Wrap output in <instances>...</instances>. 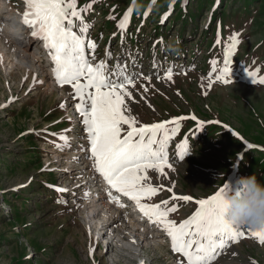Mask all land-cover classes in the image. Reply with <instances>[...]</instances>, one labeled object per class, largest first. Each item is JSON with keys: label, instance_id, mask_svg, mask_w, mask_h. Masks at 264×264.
I'll use <instances>...</instances> for the list:
<instances>
[{"label": "rangeland", "instance_id": "rangeland-1", "mask_svg": "<svg viewBox=\"0 0 264 264\" xmlns=\"http://www.w3.org/2000/svg\"><path fill=\"white\" fill-rule=\"evenodd\" d=\"M169 2L134 0L123 33L117 25L133 0H78L77 6L97 5L91 35L87 33L97 44L94 63L106 60L110 68L126 63L130 74L152 76L150 83L140 79L135 89L130 87L132 96L125 98L130 114L139 121L137 126L196 117V121L181 120L180 130L167 146L175 171L166 169L168 175L163 177L149 170L153 185L163 184L165 190L145 202L168 199L169 206L177 207L169 218L179 223L198 206L172 201L168 186H174L176 195H191L195 200L214 194L224 183L235 191L241 177L256 175L264 183V85L255 84L248 75L253 71L264 78V0H176L174 13L162 22ZM23 6L24 0H0V13L7 18L5 25L12 26L9 29L14 30L17 9ZM6 29L0 26L7 43H0V264H178L180 258L162 227L142 221L139 228L149 236L135 233L126 222L133 225L129 218H134L127 208L111 202L118 215L113 226L119 224L123 238L115 231L107 235L97 220L90 225L86 211L93 195L90 186L105 196L109 186L100 182L102 177L83 150L88 139L74 106L78 101L70 95L69 85L56 82L54 65L39 56V42L27 34L14 39ZM234 33H240L241 43L232 57V82L215 81L209 88V78L214 80L211 61L222 67L225 47ZM28 40L27 58L12 53ZM106 50L112 53L110 59ZM168 68L173 69L174 82L156 79L157 72L162 76ZM185 138L189 154L181 161L175 144ZM74 149L77 152L69 154ZM235 167L237 177L229 182ZM56 187L67 191L58 192ZM112 191L120 202L126 198ZM113 215L102 217L105 227ZM90 245L95 249L92 254ZM253 262L264 264V246L246 234L218 252L213 264Z\"/></svg>", "mask_w": 264, "mask_h": 264}, {"label": "snow or ice", "instance_id": "snow-or-ice-1", "mask_svg": "<svg viewBox=\"0 0 264 264\" xmlns=\"http://www.w3.org/2000/svg\"><path fill=\"white\" fill-rule=\"evenodd\" d=\"M24 3V25L32 29V37L44 42L54 65L52 71L58 85H69L70 95L78 101L74 106L82 117L88 139V146L83 150L92 161L95 173L109 186L108 200L120 208L125 207L120 202V196L113 195L112 190H115L134 201L139 211L151 223L159 224L170 237L171 250L180 258L178 264H213L218 252L239 242L246 234L264 246V231H256L247 226L237 227L226 218L224 197L230 192L228 183L219 186L207 198L195 200L191 195H176L174 186H168L166 191L172 194V201L194 202L198 206L187 219L179 223L169 218L177 207L175 204L169 206L168 199L160 203L145 202L165 190L163 184L153 185L149 170L163 177L168 175L166 169L175 171L169 161L168 143L180 130L181 120L196 121V117H177L137 126L139 121L130 114L125 98L132 96L130 87L135 89L140 79L150 83L152 76L130 74L126 63H117L113 68L109 67L106 60L94 63L97 44L88 38L89 25L83 16L92 5L78 8V0H24ZM134 7L133 0L117 25L122 33L130 23ZM239 37L240 33L229 37L222 67H217L218 61H211L214 80L210 77L207 87H212L215 81L224 85L232 82V57L241 43ZM220 43L218 38L216 44ZM105 55L110 59L112 53L106 50ZM248 75L255 84L264 85V78H258L257 72L248 71ZM156 79L174 82L173 69H166L162 76L157 72ZM141 87L147 93L148 88L144 85ZM60 107L65 108V104L62 103ZM125 125L126 130L123 128ZM64 139L67 140V137ZM175 148L178 159L182 161L189 154L188 139L175 144ZM55 190L61 193L67 191L63 187H56ZM87 196L88 193H85V198ZM57 203L64 204L67 201L58 200ZM94 252L95 249L90 245L89 253Z\"/></svg>", "mask_w": 264, "mask_h": 264}, {"label": "clouds", "instance_id": "clouds-1", "mask_svg": "<svg viewBox=\"0 0 264 264\" xmlns=\"http://www.w3.org/2000/svg\"><path fill=\"white\" fill-rule=\"evenodd\" d=\"M237 190L224 197L228 221L237 227L264 231V183L256 175L241 177Z\"/></svg>", "mask_w": 264, "mask_h": 264}, {"label": "bare ground", "instance_id": "bare-ground-1", "mask_svg": "<svg viewBox=\"0 0 264 264\" xmlns=\"http://www.w3.org/2000/svg\"><path fill=\"white\" fill-rule=\"evenodd\" d=\"M4 21H7V18H5V16H4V12H2V13H0V26H4V27H7L8 25H10V24H7V25H5V22ZM9 27H12V26H9ZM17 27V25L15 26V28H13L14 30H17L18 28H16ZM28 37V36H27ZM26 37V38H27ZM30 40V39H29ZM29 40L27 41V43L25 44V45H20V47L19 46H17V47H15L14 49H12V53H18L19 55H20V57H26L27 56V54L29 53V51L27 50V48L31 45V43H29ZM0 43H1V45L2 46H5V45H7V43H6V41L3 39V37L0 35ZM28 55H30V54H28ZM36 57H37V55H33V58L34 59H36ZM27 58V57H26ZM28 59H29V57H28ZM30 62H32V60H30ZM34 67V66H33ZM24 68V67H23ZM25 69V68H24ZM36 70V69H35ZM45 99V98H44ZM41 107H43V106H40V108ZM77 152V149H74L73 151H71V153H69V154H74V153H76ZM71 158H75V156H73V157H71ZM71 158H69L68 160H70ZM58 162H59V160H58ZM72 166V165H71ZM80 170H83V167L82 168H79ZM73 170V169H72ZM87 179V183L89 182V178H86ZM85 179V180H86ZM92 182V181H91ZM105 184H106V182H105ZM91 188H92V192H93V195H92V198H91V200L89 201L90 202V205L88 206V208H87V220L89 221V223H90V225L92 224V226H95V223L93 224V222H95V220H97V222L98 223H100V224H102V227H101V229H105V233L107 234V235H111V236H113V231H115V233L120 237V238H123V234H120V232H119V224H118V228H117V225H115V226H113V224L117 221V219H118V215H117V211H115V209H114V207H113V204H111V201H109L108 200V197L107 196H105V195H103V194H100L98 191H96L97 189L95 188V186L92 184L91 186H90ZM134 204H135V202H134ZM135 206L137 207V205L135 204ZM103 212H105L106 214L104 215V213ZM110 213H113L114 215V217H113V219H110L111 220V222L108 224V227H105V223L104 222H101V219H102V217H104V218H107L106 216H107V214H110ZM140 214V213H139ZM106 220V219H105ZM129 220L133 223V225L132 224H130L128 221H126L127 222V224H128V226L130 227V228H132V229H134L133 231L135 232V233H143V234H148V233H145V231H143V230H141L139 227H140V223L139 222H141L142 223V221H145V222H149L148 221V219L145 217V219L143 220V218H141V217H137V218H132V219H130L129 218ZM111 224H112V227H111ZM143 224V223H142ZM133 227H135V228H133ZM143 227V226H142ZM144 230H145V228H144ZM96 231L97 232H99L100 234H101V232L100 231H98V228H96ZM136 234V235H137ZM105 235V234H104ZM125 235V234H124ZM135 235V236H136ZM129 236V235H128ZM148 236H149V234H148ZM147 236V237H148ZM131 237V236H130ZM148 239V238H147ZM144 240H146V239H144ZM125 247V246H124ZM129 251V250H128Z\"/></svg>", "mask_w": 264, "mask_h": 264}, {"label": "trees", "instance_id": "trees-1", "mask_svg": "<svg viewBox=\"0 0 264 264\" xmlns=\"http://www.w3.org/2000/svg\"><path fill=\"white\" fill-rule=\"evenodd\" d=\"M221 25V21H219V23H218V26H220Z\"/></svg>", "mask_w": 264, "mask_h": 264}]
</instances>
